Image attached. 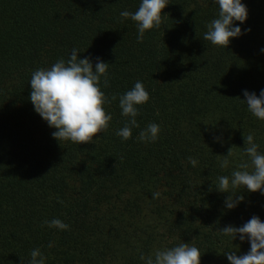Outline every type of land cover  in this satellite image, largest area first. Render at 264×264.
<instances>
[{"label":"trees","instance_id":"16d2710c","mask_svg":"<svg viewBox=\"0 0 264 264\" xmlns=\"http://www.w3.org/2000/svg\"><path fill=\"white\" fill-rule=\"evenodd\" d=\"M141 2L0 0V264H29L35 249L45 264H144L141 254L182 242L199 249L200 264L250 251L248 240L217 231L254 215L264 222V192L241 190L229 210L216 186L248 159L244 137L264 154V121L242 102L244 91L264 90V0H242L247 20L235 26L245 34L228 48L204 40L218 18L214 0H168L160 28L139 43L136 23L120 13ZM74 48L93 67L97 58L109 64L100 87L117 97L104 105L112 120L94 144L59 143L30 101L32 72ZM137 81L150 99L124 141L119 97ZM151 123L156 141L138 140ZM53 219L69 229L44 223Z\"/></svg>","mask_w":264,"mask_h":264},{"label":"clouds","instance_id":"9594fccd","mask_svg":"<svg viewBox=\"0 0 264 264\" xmlns=\"http://www.w3.org/2000/svg\"><path fill=\"white\" fill-rule=\"evenodd\" d=\"M214 2L219 6L218 18L207 25L204 40L214 46L228 48L232 39L245 34L240 27L235 26V23L246 22L247 8L242 0ZM167 6L168 0H142L137 11L131 13L125 10L120 16L124 19L130 18L136 23L137 41L142 43L146 31L160 28L162 13ZM108 66V63L97 58L93 67L91 58H79L78 50L74 48L67 61L61 58L50 68H39L32 72L30 101L35 112L50 128L56 129L52 136L59 143L71 141L79 145L94 144L97 134L107 131L112 116L106 113L104 105L117 99L115 95L109 99L101 91L102 77L104 86H108ZM243 95L245 100L242 102L247 105L248 111L264 121V90H261L259 96L248 91H244ZM149 99V93L140 81L119 97L121 115L126 118V122L116 134L124 141L132 137L133 128L139 127L136 120L139 115L138 106H143ZM159 132L160 126L151 123L140 131L138 140L155 142ZM244 139L243 151L248 159L241 160L237 166L239 170H234L230 177L217 178L216 190L228 193L225 206L229 210L243 202L244 197L239 194L241 190L247 189L252 193L264 192V154L258 151L259 145L254 142L253 135L249 134ZM231 153L232 148L226 156H220L223 157L220 160L221 168H228V157ZM188 159L193 166L197 165L196 159L192 157ZM159 196V192L153 194L154 199H158ZM44 223L59 230L69 229V226L59 219ZM217 232L233 240L239 237L242 242L248 240L250 243V251L244 255H237L236 252L225 254L230 264H264V222L258 216H252L241 227L228 225ZM51 246L50 244L49 247ZM200 258L199 249L192 243L184 242L171 248L156 249L148 256L143 254L140 256L144 264H200ZM29 264H45V257L40 249L31 252Z\"/></svg>","mask_w":264,"mask_h":264}]
</instances>
